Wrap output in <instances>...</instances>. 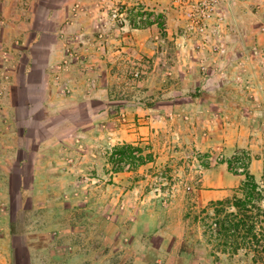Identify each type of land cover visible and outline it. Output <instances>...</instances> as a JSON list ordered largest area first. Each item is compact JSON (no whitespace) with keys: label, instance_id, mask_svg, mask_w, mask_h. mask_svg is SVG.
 <instances>
[{"label":"rangeland","instance_id":"rangeland-1","mask_svg":"<svg viewBox=\"0 0 264 264\" xmlns=\"http://www.w3.org/2000/svg\"><path fill=\"white\" fill-rule=\"evenodd\" d=\"M5 4L15 8L14 15L3 12ZM27 8L34 12L22 15L19 9ZM48 10L61 22L62 60L54 72L63 81L62 93L88 92L109 80V105L84 103L71 107L72 121L55 120L56 134L78 139L47 149L58 153L46 163L60 175L45 184V201L33 172L45 163L43 156L24 175L14 174L7 210L21 236L13 263L264 264L252 249L234 253L217 245L223 238H211L213 202L232 198L241 186L231 187V178L251 174L264 188V145L229 151L223 128L222 145L201 149L189 127H198L194 137L209 140L216 126L192 119L183 107L199 94L195 79L219 72L233 76L243 97L264 110V0H219L214 9L208 0H0V35L8 33L0 41V99L11 73L19 82L26 67V46L34 36L26 24ZM17 112L16 123L0 106L1 156L22 150L20 142L11 146L7 139L28 123L30 135L53 133L45 110L37 112L39 131L38 121L23 120L27 111ZM156 118L164 144L158 151L167 144L168 157L159 164L146 139ZM139 134L145 139L139 141ZM134 151L138 161L129 166ZM7 164L0 158V183L6 181L3 166L13 163ZM21 178L26 187L20 190Z\"/></svg>","mask_w":264,"mask_h":264},{"label":"crops","instance_id":"crops-1","mask_svg":"<svg viewBox=\"0 0 264 264\" xmlns=\"http://www.w3.org/2000/svg\"><path fill=\"white\" fill-rule=\"evenodd\" d=\"M15 8L3 7V12L6 14H13ZM17 14H18V10ZM22 15L28 13L31 15L34 12V9H19ZM25 11V12H24ZM14 15V14H13ZM41 19L35 17L34 20L28 22L26 27L30 28L33 26L34 36L30 39L28 45L26 46L27 54H25L24 59V69L20 73V81L17 82L18 77H15L16 74L10 75V80L8 86H6L5 94L0 99V106L9 111L13 116V120H21L18 116L19 110L23 109L27 111L25 116V121H38L39 129L40 126H43L40 120L38 119L37 112L40 110H45L48 112V119L46 125H49V128H52V134L42 135L38 133L37 135H30L28 133L29 123L25 122L28 126L23 127L22 133L19 135H11L7 139V143L12 146L14 142L21 143V151L16 153L5 152L0 158H3V161H8L12 166L6 167L3 166L5 171V183H0V192L4 191L5 200L0 201V264H14L13 263V254L17 247L15 246V239L21 234L15 232V219L11 211L8 212L7 205L8 202L12 201L13 197V178L14 174L18 172L21 175L27 173L25 170L31 163L35 162L39 156H43V164L38 167L35 165L36 169H33L38 178L37 183L40 185L38 187V192L41 194L44 193L46 189V183L48 180H52L50 176L60 175L58 168L54 167L53 164L46 163L47 158L55 159L58 157V153L51 152L47 150L48 148L55 149L58 147L62 148L70 141L78 139V136H68L61 137V135L56 134L55 120L60 116H65L66 122L72 121V118L69 116L71 113V107L77 105H83L84 103H99L102 100L103 108H107L109 103V80L102 79L99 82V86L95 89H92L88 92H79L78 94H72L66 96L62 93V79L58 76V72H54V69L62 60V50H61V22L57 21L55 17L51 15V10H48L46 14L42 15ZM5 36L0 35V41L3 43L6 42L8 33L5 30ZM30 34V33H29ZM2 37V40H1ZM5 37V38H4ZM0 44V48H1ZM1 75V72H0ZM188 76V75H187ZM191 80H194V77H189ZM188 78V79H189ZM100 79V78H99ZM98 79V81H99ZM109 79V78H108ZM233 76L229 78L222 76L219 72H213L208 75H204L195 79L198 81V86L195 91L199 92L198 96L188 100V105L183 106L187 112L190 113V116L194 120H211L213 125L216 126L215 130L212 132L213 136L209 140L204 138L194 137L198 135V127L190 126L188 131L191 133L190 139L194 145H197L201 149L206 147H216L222 145V138H228V150L242 148L243 145L252 147L257 151L260 146H263L264 141V130H263V112L262 103L257 105V102L250 101L249 99L243 97L244 92L240 91V88L232 82ZM229 80V82H228ZM62 81V82H61ZM97 84V81H94ZM174 89V88H173ZM187 90V88H185ZM20 90V91H18ZM190 90H193L190 87ZM170 92L171 90L165 88L162 92ZM181 93V92H179ZM167 94V93H165ZM191 96V95H189ZM100 98V99H99ZM163 110H168V105L166 103ZM15 112V114H14ZM209 112V114H208ZM250 113V114H249ZM247 114V116H246ZM68 115V116H67ZM246 119H245V118ZM77 119H73L76 121ZM54 121V122H53ZM53 122V123H52ZM146 139L150 140L155 146V158H157V163L168 159L166 152L167 144H165L164 149L159 150V147L164 145L163 141H160L159 137V120L156 118L155 123L152 124ZM94 127V125H93ZM89 128H92L89 127ZM227 128L226 136L222 137L221 130ZM161 131H163L161 129ZM142 134V132H141ZM76 138V139H75ZM145 138L138 137L139 141H142ZM34 144V145H32ZM38 148L39 150L33 152L30 148ZM15 148V146H13ZM160 153V155H158ZM32 160V161H31ZM40 160V159H39ZM48 162V161H47ZM8 165V164H7ZM49 165V166H48ZM255 165V163H254ZM15 166L16 169L15 170ZM256 167V165H255ZM216 170V169H215ZM214 170V175L216 172ZM244 180L239 176H235L230 179L231 187H238L242 184ZM41 183V184H40ZM219 183V180H218ZM220 187L221 185L218 184ZM25 189L26 184L22 183V178L20 181V186L18 189ZM216 187V185H213ZM213 196L223 195V191L211 190ZM41 194V198L45 201L44 194ZM218 199V197H215ZM5 201V204L3 203ZM42 201V202H44ZM12 205V204H11ZM10 205V206H11ZM26 235V234H25ZM24 235V236H25ZM45 249V247H44ZM58 254V253H56Z\"/></svg>","mask_w":264,"mask_h":264},{"label":"trees","instance_id":"trees-1","mask_svg":"<svg viewBox=\"0 0 264 264\" xmlns=\"http://www.w3.org/2000/svg\"><path fill=\"white\" fill-rule=\"evenodd\" d=\"M263 201L264 188L255 176L248 174L232 198L213 202L211 238H223L224 242L217 245L231 248L234 253L252 249L256 260L264 259Z\"/></svg>","mask_w":264,"mask_h":264},{"label":"built area","instance_id":"built-area-1","mask_svg":"<svg viewBox=\"0 0 264 264\" xmlns=\"http://www.w3.org/2000/svg\"><path fill=\"white\" fill-rule=\"evenodd\" d=\"M218 2H219V0H208V7H210L211 9H214V7L218 4ZM118 157H121V155H119ZM137 157H138V153L134 151L132 153V156L130 157L131 161H126V163L129 166H135L136 165V161H138Z\"/></svg>","mask_w":264,"mask_h":264}]
</instances>
